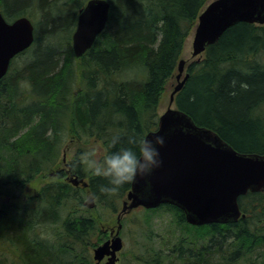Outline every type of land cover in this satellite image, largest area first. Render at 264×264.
<instances>
[{"label": "trees", "instance_id": "trees-1", "mask_svg": "<svg viewBox=\"0 0 264 264\" xmlns=\"http://www.w3.org/2000/svg\"><path fill=\"white\" fill-rule=\"evenodd\" d=\"M87 1L0 0L8 21L26 16L36 29L34 45L0 81V264H93L90 250L103 233L86 199L95 193L97 207L118 214L131 184L118 194L100 192L106 181L85 169L79 150L69 166L89 178L86 189L61 180L38 191L32 185L56 166L69 139L99 141L107 151L113 136L126 143L157 129L160 100L209 0H107L106 29L75 58L72 35ZM187 73L176 108L237 151L264 154V25L229 28ZM36 119L31 142L21 149L15 137ZM239 205L246 217L237 223L200 227L189 225L178 207H159L189 229L212 232L197 243L180 239L171 251L178 262L232 264L245 255L250 264H264V252L256 254L264 249V192L241 196Z\"/></svg>", "mask_w": 264, "mask_h": 264}, {"label": "water", "instance_id": "water-1", "mask_svg": "<svg viewBox=\"0 0 264 264\" xmlns=\"http://www.w3.org/2000/svg\"><path fill=\"white\" fill-rule=\"evenodd\" d=\"M110 9L107 0H89L80 10L72 37L75 57H82L93 47L107 27ZM240 22L264 25V0L209 2L198 17L192 57H201L226 30ZM34 30L29 18L20 17L10 23L0 12V80L7 75L12 60L31 47ZM186 64L183 59L179 62L177 85L171 93L169 108L159 117L158 129L147 134L165 135L160 149L162 164L148 178L149 185L139 178L131 184L117 216L115 236L94 251L98 262L109 256L105 264H116L117 253L123 248L119 235L121 219L136 208L173 205L183 211L186 222L192 226L234 224L245 217L239 198L249 192L264 191V154L237 151L209 129L197 125L189 114L173 107L176 95L189 78ZM71 180L75 185H88L78 177Z\"/></svg>", "mask_w": 264, "mask_h": 264}, {"label": "rangeland", "instance_id": "rangeland-1", "mask_svg": "<svg viewBox=\"0 0 264 264\" xmlns=\"http://www.w3.org/2000/svg\"><path fill=\"white\" fill-rule=\"evenodd\" d=\"M211 1L212 0H209L206 5ZM37 18L38 16L36 14V16H34V19ZM194 29L184 43L182 55L180 58V60L183 59L187 62L185 73L187 72L188 66L192 62L199 60V58L192 57ZM19 62L21 63V60H18L16 67L21 66ZM177 74L178 68H176V71L169 81L168 87L160 100V104L158 107L159 115L164 114L170 106V96L174 87L177 85ZM125 76L130 79L133 75L129 73V75ZM173 107H176V105L174 104ZM37 123L38 121L36 119V121L30 127L25 128L19 136L15 137V141H19V146L21 149L29 145V143L31 142V132L34 130ZM79 150L81 151V154L86 151L94 150V155H96L97 157H100L105 153V148L99 141L91 140L88 142H82L76 139H69V141H67L60 152V159L56 166L53 167L50 171L43 172L38 175L32 187L36 188V191H38L51 181L61 180L69 183L66 180L69 176L71 177V174L67 172V165L75 161L76 154L79 152ZM13 154L16 155L18 154V152H13ZM85 169H89L87 163ZM61 171L63 175L60 178L59 174ZM84 178L85 181L89 182V178L87 176ZM14 193L15 195L18 194L17 191H15ZM27 193V191L22 193L18 201L24 202ZM86 201L88 206L89 200L86 199ZM89 205H94V207L90 209L94 211L93 214H95L98 219L99 232L103 233V239L100 242V244H102L103 242L111 238V231L117 230V214L111 215L106 213L101 208L97 207L94 202H89ZM122 226L123 227L120 231V236L123 239L124 248L118 254L119 260L116 262V264H180L174 254L171 253L180 239L189 238L192 243H197V238H200L203 235H212L211 230L208 228L193 230L185 227V225L180 224L179 218L175 214V212L169 211L165 207L155 210V212L148 213H145L144 209L138 208L123 217ZM150 241H152L153 243L150 244ZM90 251L93 252L92 249ZM263 252L264 249H260L256 251V254H261ZM254 257L255 255L253 256V258ZM106 261L107 260L105 259L103 263H105ZM261 261L263 260L259 261L257 259L256 264H260ZM250 263L251 262H249L248 257L244 255L242 257H238L232 264Z\"/></svg>", "mask_w": 264, "mask_h": 264}, {"label": "clouds", "instance_id": "clouds-1", "mask_svg": "<svg viewBox=\"0 0 264 264\" xmlns=\"http://www.w3.org/2000/svg\"><path fill=\"white\" fill-rule=\"evenodd\" d=\"M109 143L111 148L103 156L97 157L94 150L81 154L92 173L106 181L99 185V191L109 195L118 194L138 178L149 185L148 178L162 164L160 149L165 144V135L158 132L151 135L133 134L126 143H121L120 137L113 136Z\"/></svg>", "mask_w": 264, "mask_h": 264}, {"label": "bare ground", "instance_id": "bare-ground-1", "mask_svg": "<svg viewBox=\"0 0 264 264\" xmlns=\"http://www.w3.org/2000/svg\"><path fill=\"white\" fill-rule=\"evenodd\" d=\"M197 23H198V21H197ZM196 26H197V24H196ZM196 26H195V28H196ZM194 31H195V29H194ZM226 31H227V30H226ZM224 33H225V32H224ZM29 191H30V190H29ZM32 191H34V190H32ZM34 192H35V191H34ZM97 247H98V245H97L96 247L92 248L93 252L91 251V256H92L93 264H105L106 262L103 263L104 260L98 262L97 260L94 259V251H95V249H96Z\"/></svg>", "mask_w": 264, "mask_h": 264}, {"label": "flooded vegetation", "instance_id": "flooded-vegetation-1", "mask_svg": "<svg viewBox=\"0 0 264 264\" xmlns=\"http://www.w3.org/2000/svg\"><path fill=\"white\" fill-rule=\"evenodd\" d=\"M69 170H70L71 172H73V171L70 169V166H69V164H68V166H67V172H68ZM112 237H113V234L111 233V238H112ZM111 238H109L108 240H111ZM105 259L107 260V258H105ZM105 259H104V260H105Z\"/></svg>", "mask_w": 264, "mask_h": 264}]
</instances>
